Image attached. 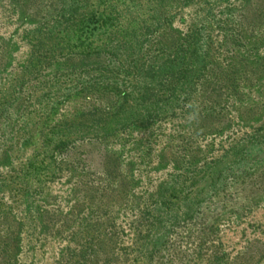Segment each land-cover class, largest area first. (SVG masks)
<instances>
[{
    "label": "rangeland",
    "instance_id": "374dc122",
    "mask_svg": "<svg viewBox=\"0 0 264 264\" xmlns=\"http://www.w3.org/2000/svg\"><path fill=\"white\" fill-rule=\"evenodd\" d=\"M70 1L0 0V199L9 209L0 221V261L16 245L14 264H264V143L233 160L228 152L264 122V0L214 3L222 18L236 12L219 39L227 48L211 57L216 71L231 76L225 92L207 94L224 106L216 121L190 129L191 117L180 112L147 130L117 128L106 139L76 141L53 177L27 179L40 188L36 195H13L15 175L40 151L43 127L120 104L113 96L97 100V89L85 86L97 81L104 56L58 59L32 75L26 69L33 31L43 35ZM195 9V2L180 8L149 54L169 49ZM234 87L240 99L227 94ZM9 233L8 246L1 240Z\"/></svg>",
    "mask_w": 264,
    "mask_h": 264
},
{
    "label": "trees",
    "instance_id": "16d2710c",
    "mask_svg": "<svg viewBox=\"0 0 264 264\" xmlns=\"http://www.w3.org/2000/svg\"><path fill=\"white\" fill-rule=\"evenodd\" d=\"M215 1L95 0L88 3L87 0H72L59 5L43 35L33 29L26 68L31 75L58 59L96 58L101 55L105 60L95 65L99 72L97 81L93 79L85 86L88 84L97 89V100L113 96L120 100V104L107 111L88 113L84 115L88 117L76 123L62 121L43 127L39 132L40 151L27 163L22 174L15 175L17 186L13 195H36L40 188H31L27 179L33 176L53 177L55 174L51 169L59 168L66 161V153L76 141L106 139L117 128L147 130L180 112H188L191 117L190 129L199 120L216 121L217 109L222 110L224 106L208 100L207 94L225 92L227 88L223 83L231 76H223L221 71H216L221 66L215 64L211 57L218 56L227 48L219 39L223 37L224 25L227 22L232 25L236 12L233 8L228 9L222 18L221 9L214 6ZM192 2L196 3V9L185 32L169 49L157 47L159 50L149 54V43L159 29L172 21L180 8ZM227 17L230 19L227 20ZM229 32L233 34V30L229 29ZM234 40L241 39L237 37ZM230 45L233 47L228 52L232 55L235 48L231 42ZM210 74L214 77L211 78ZM73 77L65 76L60 83L64 85ZM56 83L54 89L60 87L58 81ZM76 85L79 89L85 87L75 82L73 88ZM201 93L206 95L198 101ZM227 94L234 99L242 97L241 90L236 87L229 88ZM54 104L51 102V106ZM255 130H260L262 134L255 137ZM250 133L228 148L232 160L242 152L249 154L254 145L264 143V122L258 123ZM38 183L42 184L41 179ZM1 186L4 185L0 183ZM2 205L0 199V221L4 220L9 210ZM10 235L4 234L1 240L8 246L12 244V239L5 241L10 239ZM13 249L16 250V245L5 250L0 264H14Z\"/></svg>",
    "mask_w": 264,
    "mask_h": 264
}]
</instances>
